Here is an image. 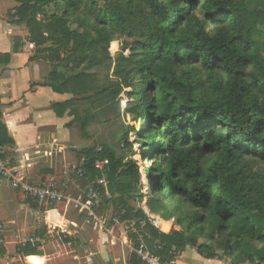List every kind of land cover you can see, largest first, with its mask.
Masks as SVG:
<instances>
[{
	"label": "trees",
	"instance_id": "1",
	"mask_svg": "<svg viewBox=\"0 0 264 264\" xmlns=\"http://www.w3.org/2000/svg\"><path fill=\"white\" fill-rule=\"evenodd\" d=\"M18 2L17 21L28 28L27 39L39 53L33 57L49 60V84L72 94L52 105L56 114L67 111L79 120L83 135L98 113L133 115L144 127L130 131L144 146L141 156L151 162L146 169L151 210L158 206L168 220L178 206L169 211L167 200L187 207L176 219L180 230H159L144 210L134 212L124 200L143 186L136 160L118 156L105 143L80 149L83 179L90 184L104 178L109 200L117 195L126 210L122 219L145 222V248L163 263L190 246L205 258L221 251L231 264H264V177L245 161H264V54L258 40L264 45L258 28L264 10L236 0ZM81 7L93 21L90 29L69 25V16ZM116 34L134 36L127 54L111 55ZM49 40L53 45L38 49ZM123 140L132 147L128 134ZM11 142L0 122V145ZM103 159L108 161L103 170L95 169ZM20 251L38 253L30 244ZM27 261L42 264L45 258L33 255ZM129 263L142 264L134 252Z\"/></svg>",
	"mask_w": 264,
	"mask_h": 264
},
{
	"label": "crops",
	"instance_id": "2",
	"mask_svg": "<svg viewBox=\"0 0 264 264\" xmlns=\"http://www.w3.org/2000/svg\"><path fill=\"white\" fill-rule=\"evenodd\" d=\"M18 3V0H0V122L6 126L12 139L10 144L5 145L6 156L13 164L23 168L28 183L37 184L49 177L57 178L58 169H62L65 164L67 148L72 146L70 125L73 116L67 111L57 115L52 105L68 100L72 94L55 90L47 81L48 77L45 80V64L40 58L33 57L34 45L27 39L25 24L17 21L15 10ZM4 54L9 57L6 58ZM6 185L10 187L8 182ZM9 190L0 201V264H30L27 258L33 255L44 257L42 264H58L57 257L60 254L45 250V235L66 237V234H59L56 229L47 226L46 219L66 226L70 233L68 236H74L78 231L70 228L71 220L61 216L56 206L54 210H47L35 203L29 205L20 190L11 191V187ZM34 213L42 216L46 231L26 237L24 234L20 235L22 229L18 231L19 219ZM79 216L82 228L86 224L83 217ZM160 219L163 225H169V230H165L162 224V229H158L169 232L173 226L172 221ZM14 224L17 225L15 229L11 228ZM175 228L180 230V226ZM89 241L93 243L94 239ZM26 244H30L38 253L23 254L20 248ZM65 252L68 255L72 250ZM92 254L90 252L89 256H84L86 259L83 264H92ZM72 257L79 261L77 254L73 253ZM111 263L117 264L114 261ZM169 263L231 264V257L221 254L219 257L205 258L195 248L186 246ZM77 264H81V261Z\"/></svg>",
	"mask_w": 264,
	"mask_h": 264
},
{
	"label": "rangeland",
	"instance_id": "3",
	"mask_svg": "<svg viewBox=\"0 0 264 264\" xmlns=\"http://www.w3.org/2000/svg\"><path fill=\"white\" fill-rule=\"evenodd\" d=\"M236 1L241 2L243 5H245L247 8L250 9L256 8V9L264 10V0H236ZM37 19H43L44 21V18L41 14L39 17L37 16ZM68 19H69L70 27L79 30L90 29V25L93 22L85 12L83 7H81L76 12L72 13ZM258 28L261 31H264V24L258 23ZM207 29L208 31H212L211 25H207ZM26 31L28 33L27 27H26ZM258 40H259V44L261 45V52L262 54H264L263 39L259 37ZM133 43H134V36H128L126 34H116L113 40L109 44V51L113 56L121 51H123V54H127L130 46ZM50 45H53L51 40L47 41L43 45H40L38 49L42 48L43 49L42 51H45L44 47H48ZM34 52L36 55L37 54L39 55V53H37V48L34 49ZM37 58L43 60V63L45 64L43 73L45 74V80H47L48 74L53 68V64L41 55L37 56ZM119 99L121 101V109H124L125 104L123 102L124 100L126 101L125 94L121 93L119 95ZM79 124H80L79 120L72 119L70 125L71 128L70 139L72 146L67 148V156L64 166L68 164L77 163L78 151L82 148L91 146L94 143H99V144L105 143L110 145L113 151L118 156H125L126 159L133 158L134 160H136L140 179L143 184V186L140 187L138 191L135 190L133 192V196L130 197L124 196V200L133 208L134 212L138 209H142L144 210L145 213H147V216L155 215L162 218L161 212L158 211L159 210L157 208L158 206H155L154 210H151V207L149 206L148 203L149 199H148V186L146 180L147 179L146 169L148 166H150L151 162L149 160L144 159L141 156L140 153L144 150V146L140 144L139 139L134 132L142 129L144 126L138 121H135L133 115L124 114L123 112L118 114L115 112V110H109L107 111L106 114L98 113L96 116V120L94 122H91L87 127L86 135H83L82 132L80 131ZM131 127H133L134 131H130ZM125 134H128V139L132 145L131 148L127 146L123 140V136ZM245 161L248 167L251 168V170L256 171L261 177H264V161L254 160L250 158H246ZM63 167L62 169H58L59 172L56 176L57 178H55L57 182L64 181L67 178L64 175V173H62ZM6 184H7L6 180H3L0 183V189L2 188L0 190V201L2 199V196L6 194L8 191H10L9 190L10 187L8 188ZM88 184L89 183L87 182V180L83 178L71 179L67 190L73 195L79 194L87 188ZM12 189L13 188H11V191ZM139 194H143L141 201H139L137 198V195ZM155 195L158 196L157 193ZM117 197L118 196L116 195L115 198L112 199L111 201L110 200L104 201V205L102 209V212L107 216L110 223L114 224V232H113L114 236L118 237L122 232L128 231V235L131 239L133 247H135L136 240L138 244L143 243V245L145 246L143 240L141 242L140 238L138 237L140 221H138L135 217H131L129 219H122L126 215V210L119 204V200L117 199ZM35 204L40 205L36 202ZM29 205H31V203ZM165 205L169 211L174 210V208L178 206V209L175 211L176 216L168 219L171 220L173 223L171 229H176L175 227L178 226L176 219L178 217L183 216V213L187 207L183 204H180V202H178L175 198L167 200L165 202ZM40 206L41 208L44 207L43 205ZM55 206L59 209V213L61 214V216L71 220L70 228L76 229L78 231L74 236H68L69 234H66V237L63 236L59 237L57 234L45 235L46 238L45 245H47L45 247V250L49 253L60 254L57 257V260L59 261L57 262L58 264H77L79 261H81V264H83L86 259V257L84 256L86 255L89 256L90 252H93V254L90 256L92 257V264H108L113 261L116 262L117 264H123L125 262L127 264H130L129 258L131 253H133V251L129 247L122 246L120 241L113 236L101 237L100 234H96L86 225L80 228L82 226V219L76 213V211L72 209L71 206L64 205L62 203L56 204L54 205V207ZM23 214L24 212L19 216H22ZM25 218H20L18 221L19 223L18 231L22 229L20 235L24 234V236L26 237V236L35 235L41 231L44 232L46 231V226L40 214L38 215L34 213L28 215L27 217L25 215ZM156 220H158L159 225L162 224L159 221L160 219L156 218ZM10 224H12V222H10ZM166 226L168 227L167 230H169V225L166 224ZM15 227H17L16 224H14V227L11 228L15 229ZM162 227L164 228L165 225L162 224ZM7 229H9L8 226ZM90 239H94V242L93 243L90 242L89 241ZM17 240L18 238H16V241ZM204 240L205 239L202 237L200 238L199 241H204ZM66 250L68 251L72 250V252H70L67 255L65 254ZM73 253L77 254V256L79 257V261L72 257ZM221 254L222 252L220 251L219 255Z\"/></svg>",
	"mask_w": 264,
	"mask_h": 264
},
{
	"label": "built area",
	"instance_id": "4",
	"mask_svg": "<svg viewBox=\"0 0 264 264\" xmlns=\"http://www.w3.org/2000/svg\"><path fill=\"white\" fill-rule=\"evenodd\" d=\"M40 16L39 14L37 15ZM121 102V101H120ZM124 100V104H125ZM5 145H0V183L6 180L14 190H20L22 197L31 199L46 207L47 210H54V205L63 203L71 206L79 215L83 217V222L91 230L106 236H114V224L110 223L107 216L102 212L104 201L111 199V194L107 188V181L104 178H97L87 188L79 194H71L67 189L71 179L83 178L84 169L79 163L68 164L63 167V173L67 177L64 181H58L54 177H49L45 181L37 184H30L26 181L25 171L20 165L13 164L6 156ZM107 160H99L94 163V168L102 171L107 164ZM60 184V185H59ZM155 215H148L147 221L156 228L162 229ZM161 222V219L159 220ZM144 221H140L138 237L141 242L143 234L141 228ZM46 224L52 229H56L59 234H70L66 226L61 225L51 219H46ZM1 227V226H0ZM122 246L129 247L140 259L142 264H170L163 263L159 257L150 253L143 243L133 247L128 231H124L120 236L115 237Z\"/></svg>",
	"mask_w": 264,
	"mask_h": 264
},
{
	"label": "bare ground",
	"instance_id": "5",
	"mask_svg": "<svg viewBox=\"0 0 264 264\" xmlns=\"http://www.w3.org/2000/svg\"><path fill=\"white\" fill-rule=\"evenodd\" d=\"M145 179H146V176H145ZM165 227H166V228H165ZM165 227H164V228H165V230H167V228H168V227L166 226V224H165Z\"/></svg>",
	"mask_w": 264,
	"mask_h": 264
}]
</instances>
